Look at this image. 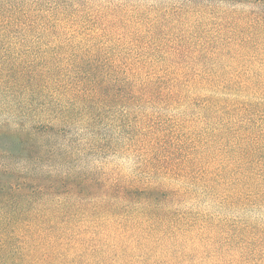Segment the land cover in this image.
I'll list each match as a JSON object with an SVG mask.
<instances>
[{"label":"trees","instance_id":"obj_1","mask_svg":"<svg viewBox=\"0 0 264 264\" xmlns=\"http://www.w3.org/2000/svg\"><path fill=\"white\" fill-rule=\"evenodd\" d=\"M72 1L0 0V264H8L4 255L15 242L31 241L43 245L41 258L50 264V252L74 259L85 250L113 251L112 264H264V225L233 224L179 208L197 184L223 206L264 195V84L256 81L264 71L254 74L250 64H241L233 73L231 64L232 72L215 64L194 69L184 81L175 68H139L140 56L122 60L119 52L101 51L103 32L80 22L84 17L75 7L81 3L71 7ZM167 4H174L165 10L168 16L191 15L186 36L176 22L163 23V30L175 29V35L165 33L167 43L193 48L194 59L228 57L239 64L253 55L249 40L234 34L235 25L216 23L205 32L199 30L201 16L259 7L264 0ZM157 19L150 13L141 18L151 26ZM183 92L203 97L206 115L227 110L206 138L186 132L184 121L169 129L152 124L149 114L129 117L132 108L159 98L171 102ZM117 107L119 121L100 119ZM75 123L85 125L86 136L71 127ZM102 127L114 129L115 138L100 134ZM120 138L117 152L140 155L136 173L98 164L95 176L82 172L86 151L119 147ZM210 144L219 148L218 160L202 167L199 160L213 150ZM25 251L11 264L32 255Z\"/></svg>","mask_w":264,"mask_h":264},{"label":"rangeland","instance_id":"obj_2","mask_svg":"<svg viewBox=\"0 0 264 264\" xmlns=\"http://www.w3.org/2000/svg\"><path fill=\"white\" fill-rule=\"evenodd\" d=\"M80 3L81 5L78 6ZM167 3L168 0H73V6H70H78L75 8H78V10L82 12L84 18H82L80 22L88 21L91 27L97 26L98 34L103 32L106 43L104 46H100L101 51L119 52L122 54V60L132 57L137 60V56H140L142 60L138 61L137 65H139V68H175L181 73V78L184 81L192 75L191 73L194 69H205L213 67L215 64L226 65V70L232 72V68H230L231 64V66L236 68L233 73L243 69L241 64H250V66L253 67L254 74L264 71V64L261 65L264 63V5H260L259 7L252 4L245 5L244 7H234L230 5L234 7L231 10L234 11V13L229 12L223 14L221 11L217 10L218 13L215 12L217 15L211 14V16H209L205 14L201 16L203 23L199 30L210 32L215 28L216 23H222L225 26L228 25L227 22H229L230 25H235L233 29L234 34H238L241 38L249 40V53L253 55L245 57L239 64H236L231 62L228 57L194 59L196 52L193 48L191 49L192 52H189L188 48L184 45L174 46V44L167 43L164 40L166 32L174 33L175 35V29H178L182 32L181 35H189V33H186V28L191 20L190 13L184 15L186 19L179 18L181 16L177 14L171 16L165 14V10L167 12L168 7L174 5H169ZM148 13L154 18H158V24L151 26L150 20L145 22L141 20V18H144ZM209 18L212 19L210 23H208ZM164 22L168 24L176 22L177 26L173 30L166 31L163 30V28L166 27L165 24H163ZM161 38L163 39V43H161L162 40L160 41ZM108 41L109 43H107ZM173 42H175V40ZM136 63L137 62H135V64ZM101 66L102 65L99 67ZM256 81H258L259 84H264V78H259ZM184 85H182V88H184ZM202 98L203 97L192 98L187 96L186 92H183L181 96L171 102L165 98H159L151 104L139 105L138 109L132 108L131 111L132 113L149 114L153 118L152 124L161 123L164 125V128L169 129L173 128L176 122L184 121L185 126H187L184 130L188 133L198 132L201 140L207 137V130L211 127L213 129L223 117L227 118V116L223 115L227 114V112H225L227 110H222L224 112L214 111L213 116L206 115L202 108ZM120 111L121 109L119 107L111 108L107 112L104 111L100 119H103V117H110L112 118V124H114L116 120L119 121L118 117H120ZM132 113L129 116L130 118L135 115V113ZM4 114V116H9L7 113ZM2 116L3 114L0 113V118ZM84 126L83 123H75V125L71 127L77 129V134L86 136L87 131ZM113 128H115V125H113ZM146 131L148 132L149 128ZM99 133L108 138H113L115 136L114 129L108 130L105 127H102ZM116 142L120 145L119 147H116V144H112L109 149H105V151L103 149L104 152H95L90 155L88 151H86L87 155L83 157V163H81V166H84L82 172H87L89 176H95L96 164H98L99 167H103V170L115 168L117 171L121 172V174L136 173L138 167L142 165L140 155L131 151L117 152V148L123 147V138L118 139ZM189 147L190 149L193 148L188 144L187 148L189 149ZM209 147L213 150L209 149L208 152L201 155L202 159L199 160V164L202 167H207L209 164L215 165L218 160L216 154L219 148H216L217 146L215 144H210ZM162 152H165V149H163ZM210 159L213 160L208 162ZM64 169L66 168H58L59 171ZM86 178L89 179L84 183V189L89 192L91 190L89 181L91 178ZM197 185L198 186L194 187L192 190V196H186L185 200L180 204V210H188L191 212H199L203 215H211L212 217L225 218V220L229 222H234L233 224L238 223L241 225L244 222H254L257 225H264V195L260 197L254 196L252 197V201L248 200V198H242L232 205L225 204L223 206L219 197L212 198L209 196L203 184ZM221 189L223 190V187H220V190ZM91 194L98 197L101 191L93 190ZM261 241L264 243V237ZM25 250L32 251V255L29 258H21L20 262H16V264H50V260L45 261L42 259L44 247L37 241H31L27 245L15 242L11 254L5 253L4 255L3 253L6 263H14V258L26 252ZM73 256L74 255L71 254L62 258L52 252L49 253V257L53 260L52 264L113 263L111 259L113 251L111 250H106L103 255L96 254L92 252V250H85L81 256H75L74 259ZM96 258H100V261L99 259L96 261Z\"/></svg>","mask_w":264,"mask_h":264}]
</instances>
